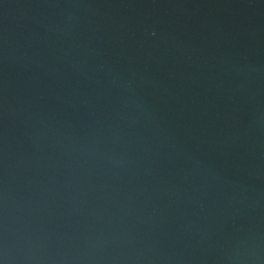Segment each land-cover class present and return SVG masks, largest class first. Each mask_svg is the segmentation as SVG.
<instances>
[{
    "label": "water",
    "instance_id": "95a60500",
    "mask_svg": "<svg viewBox=\"0 0 264 264\" xmlns=\"http://www.w3.org/2000/svg\"><path fill=\"white\" fill-rule=\"evenodd\" d=\"M0 264H264V0H0Z\"/></svg>",
    "mask_w": 264,
    "mask_h": 264
}]
</instances>
